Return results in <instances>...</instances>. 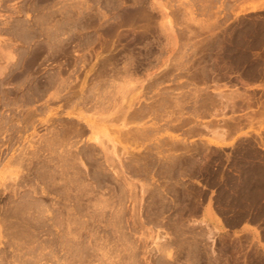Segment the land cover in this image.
<instances>
[{"label":"rangeland","instance_id":"374dc122","mask_svg":"<svg viewBox=\"0 0 264 264\" xmlns=\"http://www.w3.org/2000/svg\"><path fill=\"white\" fill-rule=\"evenodd\" d=\"M114 8L116 9L115 12L112 10ZM60 9L63 11H60ZM118 10L119 12H117ZM124 11L130 13L140 11L142 15L138 13L139 15L136 17V19L139 18L138 21L135 19L138 24L135 22L137 25L135 24L133 27L128 26L126 22L119 25L120 27L117 26V29H120L114 31L118 35L122 34L118 38L122 37L123 39L119 40L116 34V37L112 34L113 37L107 34L104 28L108 25H114L115 27V21L122 22L123 13H126ZM82 13H84V16ZM116 13L121 15L118 14L117 16ZM60 15H63V18ZM98 19L100 20L98 21ZM36 20L39 23L35 22ZM103 20H107L106 23ZM38 24L42 28H39ZM24 26L27 28H24ZM54 29H57V37H60L56 41L60 44L58 43V46H55L57 48L55 50L50 48V41L52 40H50V37H53ZM71 29L75 30L72 31ZM37 30L42 32L39 33ZM46 33L48 34L46 35ZM134 37H137L138 43L133 41ZM104 39L107 43L103 41ZM5 47L7 49H4ZM5 52L9 57H7V54L5 55ZM0 54L4 57V60H2L3 58L0 56V69L2 70L0 71L3 74V76L0 74V83H2L0 84V264H6V262L17 264L15 259H11L12 252L13 256L17 252L23 258L25 256L23 260L27 258L30 260V257H32L31 253H26L27 251L32 250V253L36 255L38 253L39 255L42 246L51 244L48 240L53 236L50 237L51 233L49 234L52 227L48 223H51V220L47 222L44 216L49 214L53 217L60 213L63 216L59 215L58 218L54 216L52 221L55 219L56 221H54L57 224L63 220L59 227L66 228L67 231L71 227L68 232L72 228H74L72 231L77 232L76 230L79 228L76 234L71 231L75 234H73L74 238L71 235H68V237L70 236V240H75L77 236L75 242H78L81 246L82 244L85 246V242L89 245L85 247H89V251L92 250L91 254L94 256L89 253L91 258L88 257L90 260L87 259L85 262L89 260L90 264H104L106 259V264H109L108 260L112 264H132L134 262L135 264H259V260L252 249L253 238H249L248 235L232 234L231 229L243 221H257L264 225V0H0ZM105 57H109L110 62L114 59L112 64L108 62L104 66L101 65V60ZM91 67L93 68L91 69ZM21 71L24 72L20 73ZM29 71H31L30 74ZM116 72L117 75L119 74L118 76ZM96 73L99 76H96ZM94 74L97 78L93 76ZM26 75H30L29 78ZM59 76L64 78L61 79L63 80L62 83L59 81ZM25 77L27 80L24 79ZM30 77L40 79L37 80L40 86L38 85L39 88H36V94H34L37 98L34 100L33 97L31 101L28 87L26 88L29 85ZM99 77L101 80H99ZM108 77L110 79L113 77V81L111 79L110 82ZM117 77L123 78L122 80L126 84H122L123 81L120 78H118V82ZM150 77H154L156 80ZM53 78H56L59 82L56 79L54 81ZM105 79L108 83L105 82ZM157 80L158 83L152 84L151 89L152 85L149 86L148 84L152 81L157 82ZM22 81L23 85L21 84ZM74 81L77 86H75ZM92 81L98 83L100 81L101 85L104 83L102 87L106 89L100 88L101 85L98 84L99 86H97V83L94 84ZM64 83L65 85L69 84L70 89L75 86V90H78L81 86H83V89L87 87L84 89L85 93L90 88L97 87L99 90L94 91L98 92L97 95L92 93L96 99L91 95L87 99L85 98L88 101L81 102L79 99H75V96L69 98L67 94L69 96L70 93L66 92L67 85L64 89L67 94H62V91L58 97L53 96L55 99H51V95L49 96L50 91L52 90L53 93L56 87H60ZM119 83L125 85L123 87L120 84L122 87L120 86L119 89L123 88L122 90L115 89V86L119 87ZM72 84L75 85L72 86ZM112 84H114V87ZM127 85L129 88L125 89ZM110 86L112 87L110 88ZM1 89H3V92ZM160 89L163 91L166 89L171 97L165 90V95L168 94L166 95L167 100L162 99L166 96L162 95L164 93ZM110 90L111 94H109ZM149 90H151V93ZM99 91L108 94V97L109 95L112 97L113 94L114 101L104 96L109 101L108 103L104 100L105 104L108 103V109L106 108L107 105L104 108V102L102 107L99 104L102 101H95L97 98L99 99V96H102ZM122 91L123 94L125 93L123 96ZM22 94H24V97ZM61 94L68 98L66 99L68 102H65V97H62ZM121 96L123 99L116 98ZM159 96L163 97L160 98ZM134 97H136V100L138 99L136 105H146L153 102V100L157 102L158 106L162 105L157 110L156 103L154 104L155 116L144 115L142 121L137 120L139 122L136 127L141 128L144 126V129L148 127L143 133L146 136L150 134V136L141 135L142 138L139 139V133L136 136L139 139H136L139 141L138 145L135 142L136 146L134 144L136 140L133 141V139H130L131 137L129 138L130 132L125 134L128 135L126 138L128 137L130 141L125 137L122 140L125 135H122L123 131L119 132L117 130L119 127L121 129L120 125L124 119H127L123 115L121 117V113L118 114L120 112L119 110L117 112V109H120L118 103L122 105V100L123 103L127 104L124 101L128 102V98ZM19 98L27 101L28 105L26 103L24 105L26 108L17 105V103H23ZM157 98H160L161 101ZM47 99L49 100L47 101ZM135 99L134 101H136ZM170 99L172 100L170 101ZM116 100H118L117 103ZM9 102L12 104L10 105ZM72 103L75 114L67 115L65 109H69ZM87 103L91 104L93 109ZM94 104L96 105L94 106ZM125 104L122 105L123 107L121 106V109L125 108ZM178 105L179 107H177ZM14 106H18L19 109ZM83 106L86 107L85 110ZM114 107H117L116 113ZM27 108L28 110L31 108L29 115L33 119L29 118L30 123H28L29 119H26L27 122L25 120L23 122L24 118L22 119V113H26L25 109ZM93 111L100 114L96 117L95 113H92ZM111 111L114 113H108ZM76 112L84 113L83 115L92 118L91 120L96 119L94 136L102 134L100 133V131L104 132L102 130H109L106 134L108 137L104 136V133L102 134L103 140H106L104 147L108 149L104 150L103 146L99 144L97 146L98 142L95 141L96 143H94V140L89 139L92 133L86 123L82 122L83 120L79 121L78 117L77 119L73 117ZM90 113L93 115H89ZM159 113L160 115H158ZM109 114L115 116L112 118ZM161 115L163 116L161 117ZM70 116L73 117L74 122L79 121L84 124V126L80 125L84 127L85 133L79 137L75 136L76 138L72 137L71 141L67 137L70 141L67 144L68 139L66 138V141H63L65 135L63 136L62 132L58 130L66 128L63 125L66 123L68 125V122L64 124L62 122H65L64 120ZM102 119L106 121L104 122ZM115 119L119 120L120 123ZM128 119L125 120L129 122L127 123L128 126L135 124L131 120L128 121ZM148 119L149 121H147ZM59 121L60 123H57ZM4 124L5 126H3ZM50 125H53L51 126L53 129ZM127 125L122 127L125 133L128 128ZM54 128H58V130ZM57 131L59 133L56 135ZM140 131L142 132L143 129H140ZM52 135L54 137L58 136L55 138L58 141H55L53 148L50 146L49 149L47 146L50 145L51 139L53 143L55 140ZM44 138L46 141L49 140V142H46L49 145L45 143ZM85 141L87 142L85 143ZM130 142H133L134 145ZM40 143L44 144L41 145ZM129 144L131 145L129 146ZM44 145H47L48 149H43V147L45 148ZM70 146H77L81 150ZM86 147L88 150L84 152ZM101 147H103L104 152ZM61 149L65 152L60 151ZM93 150L94 152H91ZM72 153L76 154L72 155ZM69 154L70 157L76 156L75 162L74 158L67 159ZM93 154L95 155L93 156ZM139 156L140 159H143H137ZM59 157L62 158L61 161H66L60 162ZM55 158L59 159L55 161ZM129 158L134 159V161ZM71 162L74 163V166ZM65 173L66 175H64ZM51 174L53 175L51 176ZM65 188L68 190L65 191ZM17 203L22 205H19V209L25 208V214L23 209L17 212ZM24 203L26 204L25 207H23ZM70 204L74 208L71 209ZM26 207L29 209L27 208V210ZM15 208L17 209L16 213H19L17 219H22L24 215L26 217L23 216V220L27 219V221H22L13 227V224L16 225V222H13L16 219L13 216L14 214L9 213H15V210H13ZM29 210L33 211L30 212ZM37 210L40 211L37 212ZM36 213L39 214V217ZM65 214L66 216H64ZM89 214L91 215L89 216ZM208 214L219 222L222 221L225 228L216 231L214 224L208 220ZM6 216H9V218L7 219ZM67 217L68 220H65ZM39 218H42L45 222L40 221ZM80 218V222H83V224L79 222ZM87 218L89 219L87 220ZM69 219L73 221L69 222ZM7 220L9 223L12 221L13 224L7 223ZM46 222L49 227H47ZM22 223L29 224L26 225L29 227L24 228L25 226ZM34 223L35 226H32ZM65 225L70 226L67 229ZM59 227L60 230L61 227ZM62 228V231H60L64 232ZM19 231L20 233H18ZM28 231L35 238L33 242L32 239L29 242V238H21V235L24 236L29 233ZM33 232H36L35 236L37 238L33 235ZM17 234H21V237ZM102 238H105L104 240L107 243ZM17 240L21 245L24 243L23 247L17 245V242H15ZM69 242L72 243V241ZM75 242H73L72 247L75 250H71L74 253L76 252L77 255L81 254L79 249H77L79 253L76 250L79 246H76ZM92 245L98 247L94 246L93 248ZM103 245H105L104 248H102ZM18 246L20 247L18 248ZM29 247L33 248L30 250ZM48 247H46L47 249L42 248L43 251L41 250L46 257L48 256L46 254ZM82 247L79 248L83 249ZM85 247L84 249H86ZM20 248L24 252L26 251L25 254H22L23 251ZM71 250L67 251L72 253ZM104 250L106 253H110L106 254ZM58 253L63 254V257L65 255L67 259L79 258V256H73L76 253H73V255L69 253V255L67 252L70 257L65 254V251H59ZM96 253L97 255H95ZM43 255L40 256L42 260L40 258L39 263L55 264ZM104 255L106 257L108 255V257L105 258ZM18 259L21 258L18 257ZM81 259L79 258V261L76 262V259L74 262L72 260L71 262L70 260L67 261L70 264L77 262L79 264ZM29 260H26L27 264L30 263ZM24 263L23 261L20 264Z\"/></svg>","mask_w":264,"mask_h":264},{"label":"bare ground","instance_id":"6f19581e","mask_svg":"<svg viewBox=\"0 0 264 264\" xmlns=\"http://www.w3.org/2000/svg\"><path fill=\"white\" fill-rule=\"evenodd\" d=\"M65 1H66V0H65ZM2 2H3V1H2ZM66 5H67V4H66ZM71 5H73V4H71ZM74 5H75V4H74ZM109 5H110V4H109ZM111 5H112V4H111ZM114 5H115V4H114ZM60 6H61V5H60ZM63 6H65V5H63ZM112 6H113V5H112ZM115 6H116V5H115ZM141 6H142V5H141ZM37 7H38V6H37ZM77 7H80V6H77ZM107 7H108V6H107ZM113 7H114V6H113ZM50 8H52V7H50ZM115 8H117V7H115ZM115 8L112 9V10H114V12L116 11ZM137 8H138V7H137ZM142 8H143V7H142ZM21 9H22V8H21ZM58 9H59V8H58ZM64 9H65V8H64ZM47 10H48V9H47ZM61 10H62V9H60V11H61ZM66 10H67V9H66ZM68 10H69V9H68ZM71 10H72V9H71ZM121 10H122V9H121ZM143 10H144V9H143ZM62 11H63V10H62ZM83 11H84V10H83ZM140 11H141V10H140ZM140 11H138V12H136V13H135V12H131V13H130V12H126V11H124V12H126V13H123V20H122L121 17H120V19L122 20V22H121V21H120V22H119V21H118V22L115 21L114 23H116V24H115V27H116V28L114 27V25H112V26H111V25H108L107 27L104 28V31H105L107 34H109V35H112V34H113V35L115 36V34H116V35H117V39H119V40L122 39V37H119V38H118V36H121L122 34H121V35H118V34L115 32V31H116L115 29H117V28H118L117 26L121 25L123 22H126V24L128 23V26L130 25V27H131V26L133 27V25L135 26V24H136L135 22H137L138 19H139V18L136 19V17H138V15L140 14ZM49 12H50V11H49ZM53 12H54V11H53ZM72 12H73V11H72ZM117 12H119V10H118ZM63 13H64V12H63ZM68 13H69V12H68ZM84 13H85V11H84ZM84 13H82V15H83ZM86 13H87V11H86ZM111 13H112V12H111ZM138 13H139V14H138ZM34 14H35V13H34ZM61 14H62V13H61ZM69 14H70V13H69ZM87 14H89V13H87ZM118 14H119V13H116L117 16H118ZM52 15H53V14H52ZM57 15H58V14H57ZM70 15H71V14H70ZM70 15H69V16H70ZM73 15H74V13H73ZM73 15H72V16H73ZM78 15H79V13H78ZM80 15H81V14H80ZM105 15H106V14H105ZM116 15H115V16H116ZM120 15H121V14H119V16H120ZM140 15H142V14H140ZM37 16H38V15H37ZM50 16H51V15H50ZM60 16H61V15H60ZM62 16H63V15H62ZM62 16H61V18H63ZM65 16H66V15H65ZM83 16H84V15H83ZM89 16H90V15H89ZM92 16H93V15H92ZM111 16H112V14H111ZM39 17H40V16H39ZM42 17L44 18L45 16H42ZM67 17H68V15H67ZM67 17H66V18H67ZM77 17H78V16H77ZM81 17H82V16H81ZM102 17H103V16H102ZM104 17H105V16H104ZM104 17H103V18H104ZM43 18H42V19H43ZM69 18H70V17H69ZM107 18H108V17H107ZM115 18H116V17H115ZM34 19H35V18H34ZM40 19H41V18H40ZM71 19H72V18H71ZM85 19H86V17H85ZM87 19H89V18H87ZM100 19H101V18H100ZM100 19H98V21H99ZM120 19H118V20H120ZM135 19H136L137 21H135ZM22 20H23V19H22ZM69 20H70V19H69ZM73 20H74V19H73ZM91 20H92V19H91ZM133 20H134V21H133ZM44 21H45V20H44ZM103 21H104V20H103ZM106 21H107V20H106ZM106 21H104V23H106ZM4 22H5V21H4ZM23 22H24V21H23ZM35 22H38V21L36 20ZM35 22H34V24H36ZM47 22H48V21H47ZM47 22H46V23H47ZM88 22H89V21H88ZM92 22H93V21H92ZM139 22H140V21H139ZM18 23H19V22H18ZM25 23H26V22H25ZM38 23H39V22H38ZM48 23H49V22H48ZM53 23H54V22H53ZM81 23H82V22H81ZM94 23H95V22H94ZM94 23H93V24H94ZM102 23H103V22H102ZM49 24H50V23H49ZM49 24H48V27H49ZM76 24H77V23H76ZM83 24H84V23H83ZM90 24H91V23H90ZM98 24H100V23H98ZM109 24H110V23H109ZM126 24H125V25H126ZM137 24H138V22H137ZM137 24H136V25H137ZM25 25H26V24H25ZM36 25H37V24H36ZM38 25H39V24H38ZM42 25H43V24H42ZM45 25H46V24H45ZM50 25H51V24H50ZM79 25H81V24H79ZM87 25H89V24H87ZM123 25H124V24H123ZM16 26H17V25H16ZM19 26H21V25H19ZM39 26H40V25H39ZM51 26H52V25H51ZM83 26H84V25H83ZM85 26H86V25H85ZM94 26H95V25H94ZM101 26H104V25H101ZM105 26H106V25H105ZM10 27H11V26H10ZM32 27H33V26H32ZM37 27H38V26H37ZM46 27H47V26H46ZM53 27H54V26H53ZM53 27H52V28H53ZM119 27H120V26H119ZM136 27H137V26H136ZM141 27H142V26H141ZM24 28H27V27L24 26ZM28 28H29V26H28ZM30 28H31V27H30ZM35 28H36V27H35ZM35 28H34V29H35ZM39 28H42V27L40 26ZM62 28H63V27H62ZM36 29H37V28H36ZM119 29H120V28H119ZM119 29H117V30H119ZM22 30H23V29H22ZM26 30H27V29H26ZM26 30H25V31H26ZM28 30H29V29H28ZM38 30H39V29H38ZM38 30H37V31H38ZM42 30H43V29H42ZM56 30H57V29H54V30H53L55 33L53 32V33H54V34L52 33V34H53V37H50V40L52 39V40L50 41V42H51V43H50V48H51V49L53 48V50L57 49V48H55V46H58V45H57L58 43L60 44V42H56V41L59 40V38H60V37H59V38L57 37L58 34H57ZM64 30H65V28H64ZM64 30H63V31H64ZM71 30L74 31L75 29H74V30L71 29ZM81 30H82V29H81ZM114 30H115V31H114ZM31 31H32V30H31ZM50 31H51V29H50ZM18 32H19V31H18ZM21 32H22V31H21ZM26 32H27V31H26ZM29 32H30V31H29ZM38 32H39V31H38ZM40 32H42V31H40ZM40 32H39V33H40ZM58 32H59V30H58ZM64 32H65V31H64ZM75 32H76V31H75ZM114 32H115V33H114ZM121 32H122V31H121ZM43 33H44V32H43ZM69 33H70V32H69ZM102 33H103V32H102ZM118 33H119V32H118ZM28 34H29V33H28ZM36 34H37V32H36ZM47 34H48V33H46V35H47ZM59 34H60V33H59ZM75 34H76V33H75ZM119 34H120V33H119ZM30 35H31V34H30ZM33 35H34V34H33ZM38 35H39V34H38ZM60 35H61V34H60ZM103 35H104V34H103ZM109 35H108V37H109ZM113 35H112V36H113ZM18 36H19V35H18ZM18 36H17V37H18ZM101 36H102V35H101ZM114 36H113V37H114ZM104 37H105V36H104ZM115 37H116V36H115ZM26 38H27V37H26ZM34 38H35V37H34ZM34 38H33V39H34ZM57 38H58V39H57ZM24 39H25V38H24ZM36 40H37V39H36ZM61 40H62V39H61ZM122 40H123V39H122ZM26 41H27V40H26ZM29 41H30V40H29ZM76 41H77V40H76ZM103 41L106 42V39H104ZM107 41H108V39H107ZM110 41H112V40H110ZM114 41H115V40H114ZM131 41H132V40H131ZM133 41H136V43H138V42H137V37H134V38H133ZM65 42H66V41H65ZM83 43L85 44L86 42H83ZM83 43H82V44H83ZM106 43H107V42H106ZM106 43H105V44H106ZM128 43H129V42H128ZM47 44H49V43H47ZM28 45H29V44H28ZM61 45H62V44H61ZM102 45H103V44H102ZM106 45H108V44H106ZM111 45H112V44H111ZM132 45H133V44H132ZM62 46H63V45H62ZM104 46H105V45H104ZM108 46H109V45H108ZM39 47H40V46H39ZM60 47H61V46H60ZM102 47H103V46H102ZM35 48H37V47H35ZM45 48H47V47H45ZM62 48H63V47H62ZM4 49H7V48L5 47ZM101 49L103 50V48H101ZM48 50H49V49H48ZM53 50H51V51H53ZM3 51H4V50H3ZM3 51H2V52H3ZM33 51H34V50H33ZM46 51H47V49H46ZM56 51H57V50H56ZM7 52H8V51H7ZM49 52H50V51H49ZM57 52H58V51H57ZM57 52H56V53H57ZM60 52H61V51H60ZM25 53H26V52H25ZM53 53H54V52H53ZM6 54H7V53L5 52V55H6ZM8 54H9V52H8ZM8 54H7V57H9ZM12 54H13V53H12ZM30 54H31V53H30ZM108 54H109V53H108ZM2 55H4V54L2 53ZM2 55L0 54V56L3 58V59H2V58H1V59L4 60V57H3ZM10 55H11V54H10ZM24 55H25V54H24ZM47 55H48V54H47ZM52 55H53V54H52ZM54 55H55V54H54ZM109 55H110V54H109ZM104 56H106V55H104ZM27 57H28V56H27ZM50 57H51V56H50ZM96 57H97V55H96ZM109 57H110V56H109ZM109 57H105L103 60H101V61H102V64H101V65L104 66L106 63L108 64V62L112 64V61H113L114 59L110 62ZM5 58H6V57H5ZM28 58H29V57H28ZM32 58H33V57H32ZM10 59H11V56H10ZM10 59H9V60H10ZM33 59H34V58H33ZM42 59H43V58H42ZM111 59H112V58H111ZM7 60H8V59H7ZM46 60H47V59H46ZM99 60H100V59H99ZM28 61H30V60H28ZM5 62H6V60H5ZM42 62H43V61H42ZM24 63H25V62H24ZM100 63H101V62H100ZM100 63H99V64H100ZM6 64H8V63H6ZM95 64H96V63H95ZM3 65H4V63L2 64V66H3ZM19 65H20V64H19ZM101 65H100V66H101ZM0 66H1V65H0ZM27 66H28V65H27ZM93 66H94V65H93ZM107 66H108V65H107ZM107 66H106V67H107ZM4 67H5V66H4ZM20 67H21V66H20ZM23 67H24V66H23ZM23 67H22V68H23ZM95 67H96V66H95ZM1 68H2V67H1ZM5 68H6V67H5ZM5 68H4V69H5ZM16 68H17V67H16ZM24 68H25V67H24ZM92 68H93V67H91V69H92ZM102 68H103V67H102ZM10 69H11V68H10ZM99 69H100V68H99ZM99 69H98V70H99ZM103 69H104V68H103ZM165 69H166V68H165ZM0 70H1V69H0ZM7 70H8V68H7ZM7 70H6V71H7ZM21 70H22V69H21ZM23 70H24V69H23ZM26 70L28 71L27 68H26ZM32 70H34V69H32ZM120 70H121V69H120ZM1 71H2V70H1ZM1 71H0V74H2ZM12 71H13V70H12ZM88 71L90 72L91 70H88ZM93 71H94V70H93ZM104 71H105V70H104ZM126 71H127V70H126ZM163 71H164V69H163ZM3 72H4V71H3ZM23 72H24V71H23ZM23 72L21 71L20 73H23ZM32 72H33V71H32ZM59 72H60V70H59ZM59 72H58V73H59ZM105 72H106V71H105ZM113 72H114V74H115V69H114ZM117 72L119 73V71H117ZM117 72H116V75H117ZM26 73H27V72H26ZM30 73H31V71H29V74H30ZM60 73H61V72H60ZM98 73H99V72H98ZM98 73H96V76H97V75L99 76ZM100 73H102V72H100ZM121 73H122V72H121ZM163 73H164V72H163ZM9 74H10V73H9ZM14 74H15V73H14ZM17 74H18V73H17ZM102 74H103V73H102ZM112 74H113V73H112ZM24 75H25V74H24ZM24 75H22V76L24 77ZM55 75H56V74H55ZM89 75H90V74H89ZM100 75H101V74H100ZM116 75H113V76H116ZM118 75H119V74H118ZM118 75H117V76H118ZM122 75H123V74H122ZM1 76H3V74H2ZM26 76H27V75H26ZM29 76H30V75H29ZM29 76H27V77L29 78ZM32 76H33V75H32ZM37 76H39V75H37ZM93 76L96 77L95 74H94ZM162 76H163V75H162ZM167 76H168V75H167ZM167 76H166V77H167ZM17 77H19V76H17ZM20 77H21V76H20ZM54 77H55V76H54ZM57 77H58V76H57ZM59 77H60V80H59V81H60V82H61V81L63 82V80H61L63 77H62V78H61V76H59ZM101 77H102V75H101ZM105 77H106V76H105ZM105 77H104V78H105ZM168 77H169V76H168ZM14 78H15V77H14ZM30 78H31V79H29V81H28V82H29V85L27 84L28 86H26V88L28 87L27 90H29V91H28V93H29V95H30V96H29V99H30V101H31L33 97H34V100L37 98L36 96H34V94H36V93H35V90H36V88H39L40 85H39V83H38V81H37V80L39 79L38 77H37L38 79H36L35 77H30ZM46 78H47V77H46ZM49 78H50V77H49ZM96 78H97V77H96ZM99 78H100V77H99ZM108 78H109V77H108ZM112 78H113V77H112ZM112 78H111V79H112ZM118 78L121 79V77H117V78H116L117 81H118ZM150 78H152V77H150ZM153 78H154V77H153ZM153 78H152V79H153ZM11 79H12V78H11ZM19 79H20V78H19ZM24 79L27 80L26 77H25ZM53 79H54V78H53ZM55 79H56V78H55ZM55 79H54V81H55ZM63 79H64V78H63ZM66 79H68V78H66ZM66 79H65V80H66ZM111 79L109 78L110 82H111ZM120 79H119V80H120ZM122 79H123V78H122ZM122 79H121V81H123ZM130 79H131V78H130ZM148 79H149V78H148ZM154 79L156 80V78H154ZM157 79H158V78H157ZM12 80H13V79H12ZM39 80H40V79H39ZM48 80H50V79H48ZM48 80H47V81H48ZM56 80H57V79H56ZM83 80H84V79H83ZM86 80H87V79H86ZM92 80H93V79H92ZM99 80H101V78H100ZM105 80H106V79H105ZM125 80H126V79H125ZM128 80H129V79H128ZM136 80L138 81V79H136ZM149 80H150V79H149ZM9 81H10V80H9ZM20 81H21V80H20ZM52 81H53V80H52ZM57 81H58V80H57ZM57 81H56V82H57ZM59 81H58V82H59ZM96 81H97V79H96ZM96 81H95V82H96ZM112 81H113V79H112ZM129 81H130V80H129ZM147 81H148V80H147ZM150 81H151V80H150ZM159 81H160V80H159ZM4 82H5V81H4ZM40 82H42V81H40ZM62 82H61V83H62ZM64 82H65V81H64ZM70 82H71V80H70ZM74 82H75V81H74ZM92 82H94V81H92ZM92 82H91V84H92ZM95 82H94V84H95ZM105 82H107V80H106ZM118 82H119V81H118ZM134 82H135V80H134ZM26 83H27V82H26ZM54 83H55V82H54ZM67 83H68V82H67ZM89 83H90V82H89ZM96 83H97V86L101 85V84H100V81H99V83H98V82H96ZM107 83H108V82H107ZM129 83H130V82H129ZM129 83H128V85L130 86ZM131 83H132V82H131ZM140 83H141V82H140ZM147 83H148V82H147ZM156 83H158V80H157V82H153V81H152V83L150 82V84H148V85L151 86L152 84H156ZM0 84H2V83H0ZM21 84L23 85V81H22ZM40 84H44V83H40ZM51 84H52V83H51ZM59 84H60V83H59ZM59 84H57V85H59ZM75 84H76V85H75ZM75 84H72V86H74V85L77 86V83H76V82H75ZM80 84H81V83H80ZM94 84H93V87L95 86ZM98 84H99V85H98ZM103 84H104V83H103ZM103 84H102L101 86H99V87L101 88V87L103 86ZM120 84H121V83H119V87H116V86H115V89H117V88L119 89L120 86H121L122 84H126V83H124V81H123L122 84H121V85H120ZM132 84L134 85V83H132ZM38 85H39V86H38ZM48 85H49V83H48ZM48 85H47V86H48ZM66 85H67V84H66ZM66 85H65V83H64V85L62 84V85H60V87H59V86L56 87V89L54 90L53 93H52V90L50 91L51 93L48 92V93H49V96L51 95L50 97H52L51 99H55V98H53V96L58 97L59 94L63 91L62 94H64V93L67 94L66 92H68V93H70V95L68 96V94H67V97H69V98H71V97L74 98V96H75V99H79L80 102H81V101L86 100L90 95H91V96H94V98H95V95H94V94H96V93H98V92H94V91H98V90H99V88L97 89V87H96V88L94 87V88H92V89H91V88H90V89L88 88L89 91H87V92L85 93L84 89L87 88L86 86H85L86 88H84V89H83V86H81V87H79L78 90H77V89L75 90V89H74L75 86H74V88H73L74 90H73L72 88L70 89V86H69V84H68V85H67L66 92H65L64 89L66 88ZM86 85H88V84H86ZM105 85H106V83H105ZM105 85H104V86H105ZM112 85H113V87H114V84H112ZM115 85H116V83H115ZM117 85H118V84H117ZM128 85H127V86H128ZM136 85H137V84H136ZM136 85H135V86H136ZM142 85H143V84H142ZM144 85H145V83H144ZM148 85H147V86H148ZM157 85H158V84H157ZM17 86H18V85H17ZM42 86H43V85H42ZM54 86H55V84L53 85V87H54ZM68 86H69V87H68ZM107 86H108V84H107ZM122 86L124 87L125 85H122ZM122 86H121V87H122ZM127 86L125 87V89L129 88V86H128V87H127ZM154 86H156V85H154ZM160 86H161V85H160ZM160 86H159V87H160ZM53 87H52V88H53ZM91 87H92V86H91ZM111 87H112V86H110V88H111ZM152 87H153V85L151 86V89H152ZM156 87H157V86H156ZM156 87H155V88H156ZM159 87H158V88H159ZM16 88H18V87H16ZM45 88H47V87H45ZM50 88H51V87H50ZM77 88H78V87H77ZM147 88H148V87H147ZM164 88H165V87H164ZM164 88H163V89H164ZM6 89H7V88H6ZM11 89H12V88H11ZM21 89H22V88H21ZM96 89H97V90H96ZM102 89H104V88L102 87ZM105 89H106V88H105ZM105 89H104V90H105ZM122 89H123V88H122ZM122 89H119V90H122ZM125 89H124V91H126ZM148 89H149V88H148ZM2 90H3V89H1V91H2ZM37 90H39V89H37ZM45 90H46V89H45ZM67 90H68V91H67ZM119 90H118V91H119ZM131 90H132V89H131ZM137 90H138V89H137ZM139 90H142V89H139ZM157 90H159V89H157ZM160 90H161V89H160ZM165 90H166V89H165ZM165 90H164V91H165ZM25 91H26V90H25ZM41 91H43V90H41ZM101 91H103V90H101ZM107 91H108V88H107ZM129 91H130V90H129ZM143 91H144V90H143ZM143 91H142V92H143ZM161 91H163V90H161ZM164 91H163V93H164ZM2 92H3V91H2ZM22 92H24V91H22ZM88 92H89V93H88ZM112 92H113V91H112ZM119 92H120V91H119ZM126 92H128V91H126ZM144 92H146V91H144ZM144 92H143V93H144ZM149 92L151 93V90H149ZM166 92H167V90H166ZM39 93H40V92H39ZM43 93H44V92H43ZM43 93H42V94H43ZM48 93H47V95H48ZM92 93H94V94H92ZM100 93H101V94H100ZM107 93H108V92H107ZM113 93H114V92H113ZM128 93H129V92H128ZM135 93H136V91H135ZM146 93H147V92H146ZM154 93H155V92H154ZM158 93H159V92H158ZM167 93L169 94V92H167ZM20 94H21V92H20ZM25 94H26V93H25ZM62 94H61V96H62ZM99 94L102 95L101 97H104V96H106V98L108 97V94L106 95L105 93H102V92H100V91H99ZM99 94H98V96H99ZM109 94H111V90H110V93H109ZM114 94H115V93H114ZM117 94H118V93H117ZM124 94H125V93H124ZM124 94H123V91H122V96H123ZM156 94H157V93H156ZM156 94H154V95H156ZM159 94H160V93H159ZM161 94H162V93H161ZM168 94H166V95H168ZM3 95H4V94H3ZM23 95H24V94H22V96H23ZM26 95H27V94H26ZM39 95H40V94H39ZM39 95H37V96H39ZM47 95H46V96H47ZM96 95H97V94H96ZM127 95H128V94H127ZM136 95H137V94H136ZM145 95H146V94H145ZM147 95H148V94H147ZM147 95H146V96H147ZM162 95H165V93L162 94ZM166 95H165V96H166ZM169 95H170V94H169ZM12 96H13V95H12ZM17 96H18V95H17ZM61 96H60V97H61ZM63 96L65 97V95H63ZM63 96H62V97H63ZM98 96H97V97H98ZM115 96H116V94H115ZM122 96H121V97H122ZM138 96H139V95H138ZM146 96H145V97H146ZM150 96H151V95H150ZM20 97H21V96H20ZM23 97H24V96H23ZM23 97H22V99H24ZM26 97H27V96H26ZM50 97H49V98H50ZM67 97H65V100L68 99ZM101 97L99 96V99H100V100L97 98V100H95V101H96V102H100V101H102V102H100L99 104H101L102 107H103V105H104V108H105V105H107V106H106V108H107V107H108V103H109V101L106 100L105 97H104L103 99H102ZM112 97H113V94H112ZM112 97H110V95H109L108 98H109L110 100H113ZM121 97H120V98L116 97V98H117V99H123V97H122V98H121ZM127 97H128V96H127ZM129 97H131V96L129 95ZM154 97H155V96H154ZM159 97L162 98L163 96H162V97L159 96ZM170 97H171V95H170ZM12 98H13V97H12ZM85 98H86V99H85ZM91 98H92V97H91ZM114 98H115V97H114ZM135 98H136V97H134V98H128V99H129L128 102L125 100L124 102H126L127 104L123 103V101L121 100L122 105L125 104V105H124L125 108H124V109H121L123 106L121 105V103H118L119 106H120V109H121V110H120L119 108L117 109V112H118V110L120 111V112H118V114L121 113V115H120L121 117H122V115H123L125 118H127V119L129 118L128 121L131 120V122H134V123H135L134 125L128 126L127 123H129V122H126L127 119H124L123 122H122V124L120 125L122 130L120 129V127H119V129L117 128V130H118L119 132H120V131H121V132L123 131L122 135L128 134V133L130 132V133H129V135H130L129 138L131 137L130 139H131V140L133 139V141L136 140V139H138L136 136H137L139 133H140V135H138L139 139L142 138L141 135L146 136V135H144V133H145L146 129L148 128V127H146V128L144 129V128H143L144 126L141 127V128H137V127H136V124H138V122L142 119V117H143L144 115H146V116H147V115H149V116L152 115V117H153V115H154V110H156V109H155V105H154L155 103H156V106H157V107H156L157 110H159L158 107L160 106V105L158 106V104H157V102H155V100H153L154 103L151 102V103H148V104L144 103V104H146V105H140V104H139V105H138V104L136 105V103L138 102V101H137L138 99L136 100ZM152 98H153V97H152ZM155 98H156V97H155ZM160 98H157V99H160ZM164 98L166 99L167 96H166V97H163L162 99H164ZM172 98H173V97H172ZM1 99H2V98H1ZM4 99H5V98H4ZM19 99H20L21 102L23 101V100H21V98H19ZM19 99H18V100H19ZM75 99H74V100H75ZM95 99H96V98H95ZM101 99H102V100H101ZM124 99H125V97H124ZM134 99H135L136 101H134ZM146 99H147V97H146ZM177 99H178V98H177ZM48 100H49V99H47V101H48ZM60 100H61V99H60ZM69 100H70V99H69ZM104 100L108 101V103L105 104L106 102H104ZM142 100H143V99H142ZM166 100H167V99H166ZM168 100H169V99H168ZM171 100H172V99H170V101H171ZM174 100H176V99H174ZM2 101H3V100H2ZM7 101H8V100H7ZM7 101H6V102H7ZM36 101H37V100H36ZM86 101H88V100H86ZM113 101H114V100H113ZM117 101H118V100H116V103H117ZM139 101H140V100H139ZM144 101H145V100H144ZM150 101H151V100H150ZM156 101H157V100H156ZM160 101H161V99H160ZM164 101H165V100H164ZM177 101H178V100H177ZM6 102H5V103H6ZM10 102H11V101H10ZM10 102H9V103H10ZM12 102H13V100H12ZM15 102H16V101H15ZM17 102H18V101H17ZM26 102H27V101L25 100V101H23L22 104H21V103H20V104L17 103V105H20V106H23V107H24V105H25ZM65 102H68V101L66 100ZM77 102H78V100H77ZM77 102H76V103H77ZM96 102H95V103H96ZM103 102H104V103H103ZM148 102H149V101H148ZM158 102H159V101H158ZM165 102H166V101H165ZM0 103H1V102H0ZM31 103H33V102H31ZM31 103H30V104H31ZM91 103H92V102H91ZM102 103H103V105H102ZM159 103H160V102H159ZM162 103H163V102H162ZM168 103H170V102H168ZM2 104H3V103H2ZM11 104H12V103H10V105H11ZM26 104H27V103H26ZM81 104H82V103H81ZM87 104H88V103H87ZM111 104H112V102H111ZM141 104H143V103H141ZM164 104H165V103H164ZM171 104H172V103H171ZM174 104H175V103H174ZM178 104H179V103H178ZM27 105H28V104H27ZM64 105H65V104H64ZM74 105H75V103H74ZM78 105H79V104H78ZM88 105H90V107H91V104H88ZM95 105H96V104H94V106H95ZM97 105H98V103H97ZM169 105H170V104H169ZM7 106H9V105H7ZM86 106H87V105H86ZM101 106H100V107H101ZM116 106H117V105H116ZM121 106H122V107H121ZM161 106H162V105H161ZM161 106H160V108H161ZM163 106H164V105H163ZM12 107H13V105H12ZM14 107H16V106H14ZM79 107H80V106H79ZM81 107H82V106H81ZM83 107H85V106H83ZM96 107H98V106H96ZM112 107H113V105H112ZM112 107H111V108H112ZM117 107H118V106H117ZM117 107H114V108H115V113H116V108H117ZM164 107H165V106H164ZM164 107H163V108H164ZM167 107H168V106H167ZM167 107H166V109H167ZM177 107H179V105H178ZM8 108H9V107H8ZM16 108H18V106H17ZM21 108H22V107H21ZM24 108H26V107H24ZM28 108H29V107H28ZM28 108L25 109V110H26V113L24 112L25 114L22 113V115H23V116H22V119L24 118V119H23V122H25V121L27 122L26 119H29V118H30V115H29L30 112H29V111L31 110V108H30V110H28ZM64 108H65V107H64ZM88 108H89V107H88ZM91 108H92V107H91ZM98 108H99V107H98ZM109 108H110V107H109ZM10 109H11V108H10ZM18 109H19V108H18ZM78 109H79V108H78ZM85 109H86V107L84 108V110H85ZM92 109H93V108H92ZM96 109H97V108H96ZM107 109H108V108H107ZM23 110H24V109H23ZM25 110H24V111H25ZM80 110H83V109H80ZM112 110H113V109H112ZM32 111H33V110H32ZM32 111H31V112H32ZM96 111H97V110H96ZM106 111H107V110H106ZM162 111L164 112L163 109H162ZM33 112H34V111H33ZM74 112H75V110H74L73 103H72V105L69 107V109H65V113H66L67 115L75 114ZM97 112H100V111H97ZM112 112H113V111L108 112V113H112ZM158 112H159V111H158ZM19 113H20V112H19ZM34 113H35V112H34ZM34 113H31V114L33 115ZM82 113H83V112H82ZM88 113H89V112H88ZM92 113H95V116H96V115L98 116V114H100V113L96 114V112H94V111H93ZM92 113H90L89 115H91ZM113 113H114V112H113ZM155 113H157V112H155ZM161 113H162V112H161ZM83 114H84V113H83ZM83 114L76 112V115H75V116L72 115V116L75 117L76 119H77V117H78V120H79V121H80V120H83L82 122L86 123V125L88 126V128L90 129V131H91V133H92V135L89 137V139H91L92 141L94 140V143L98 142V143H97V146H98V144H99V145H101V146L104 147V146L106 145V143H104L106 140H103L104 137L102 138V136H103V135L105 136L106 134H108L109 130H107L108 132L105 131V130H102V131H104V132H101V131H100V133H102V134L104 133L103 135H102V134H100V135L97 134V135L94 136L93 133H94L95 125H96V119L91 120L92 118L90 119V117L84 116ZM86 114H87V113H86ZM126 114H127V116H126ZM8 115H9V114H8ZM32 115H31V116H32ZM92 115H93V114H92ZM109 115H110V114H109ZM158 115H160V113H159ZM158 115H157V116H158ZM6 116H7V115H6ZM97 116H96V117H97ZM110 116H112V115H110ZM113 116H115V115L113 114ZM113 116H112V118H113ZM154 116H155V115H154ZM162 116H163V115H161V117H162ZM9 117H10V115H9ZM73 117L70 116L68 119H66L67 121L63 119V120L65 121V122H62L63 124L66 123V122H68V125H67V123H66L65 125L62 124L64 127L66 126V128H63V129H61V130H58V128H57V129L54 128L55 130H58L59 132H62V135H63V136L65 135V138H63V141H64L67 137L70 138V141H71V138H72V137H75V136H78V137H79V136H81L83 133H85V132H84L85 129H84V127H83L84 124L80 123V122L77 121L76 119H75V120H76L77 122H74ZM101 117H102V115L100 116V118H101ZM116 117H117V116H116ZM116 117H115V118H116ZM144 117H145V116H144ZM152 117H150V118H152ZM158 117H159V116H158ZM158 117H157V118H158ZM13 118H14V116H13ZM15 118H16V117H15ZM18 118H20V117H18ZM71 118H72V119H71ZM100 118H99V119H100ZM30 119H33V118H30ZM30 119L28 120V121H29L28 123H30ZM61 119H62V118H61ZM118 119L120 120V118H118ZM138 119H139V121L137 122ZM8 120H9V119H8ZM10 120H12V119H10ZM16 120H17V119H16ZM18 120H19V119H18ZM20 120H21V119H20ZM24 120H25V121H24ZM100 120H101V119H100ZM102 120H103L104 122L106 121V120H104V119H102ZM111 120H113V119H111ZM115 120H116V119H115ZM119 120H116V121H118V122L120 123ZM125 120H126V121H125ZM152 120H153V119H152ZM154 120H155V119H154ZM0 121H1V120H0ZM31 121H32V120H31ZM61 121H62V120H61ZM113 121H114V120H113ZM141 121H142V120H141ZM147 121H149V119H148ZM8 122H9V121H8ZM10 122H13V121H10ZM14 122H15V120H14ZM14 122H13V123H14ZM19 122H20V121H19ZM2 123H3V122H2ZM21 123H22V122H21ZM57 123H60V121L57 122ZM119 123H118V124H119ZM0 124H1V123H0ZM14 124H15V123H14ZM26 124H27V123H26ZM31 124H32V123H31ZM80 124H82L83 126L80 125ZM8 125H9V123H8ZM11 125H13V124H11ZM21 125H22V124H21ZM28 125H29V124H28ZM57 125H58V124H57ZM57 125H56V126H57ZM86 125H85V127H86ZM126 125L128 126V128L126 129V133H125V130H124L122 127H124V126H126ZM3 126H5V124H4ZM3 126H2V127H3ZM14 126H15V125H14ZM14 126H13V127H14ZM51 126H53V125H50V127H51ZM54 126H55V125H54ZM152 126H153V125H152ZM8 127H9V126H8ZM106 127H107V125H106ZM108 127H109V126H108ZM158 127H160V126H158ZM10 128H11V127H10ZM18 128H20V127H18ZM51 128L53 129V127H51ZM61 128H62V127H61ZM149 128H150V126H149ZM20 129H21V128H20ZM48 129H49V128H48ZM52 129H51V131H52ZM59 129H60V128H59ZM104 129H105V128H104ZM106 129H107V128H106ZM114 129H115V128H114ZM140 129H141V130L143 129V131H142V132H141V131L139 132ZM4 130H6V129H4ZM9 130H10V129H9ZM9 130H8V131H9ZM55 130H54V131H55ZM144 130H145V131H144ZM148 130H149V129H148ZM153 130H154V129H153ZM6 131H7V130H6ZM13 131H14V129H13ZM47 131L49 132L50 130H47ZM58 131H57V133L55 132L56 135L59 133ZM86 131H87V130H86ZM118 131H117V132H118ZM52 132H53V131H52ZM52 132H51V133H52ZM105 132H107V133H105ZM117 132H116V134H117ZM119 132H118V133H119ZM143 132H144V133H143ZM150 132H151V130H150ZM55 133H54V134H55ZM111 133H112V132H111ZM114 133H115V132H114ZM141 133H142V134H141ZM148 133H149V132H148ZM10 134H11V132H10ZM10 134H9V135H10ZM13 134H14V133H13ZM48 134H49V133H48ZM109 134H110V133H109ZM98 135H99V136H98ZM112 135H113V134H112ZM151 135H152V134H151ZM43 136H45V135H43ZM47 136H49V135H47ZM47 136H46V138H47ZM52 136H53V135H52ZM52 136H50V137H52ZM63 136H62V137H63ZM87 136H88V134H87ZM106 136H107V135H106ZM126 136H128V135L123 136V139L121 138L122 136H121L120 138H121L122 140H124V137H125V139L128 138V137L126 138ZM147 136H150V134L147 135ZM147 136H146V137H147ZM8 137H9V136H8ZM41 137H42V136H41ZM50 137H49V138H50ZM57 137H58V136H57ZM57 137H54V136H53L54 139L57 138ZM60 137H61V134H60ZM107 137H108V136H107ZM151 137H152V136H151ZM13 138H14V137H13ZM68 138H67V139H68ZM75 138H76V137H75ZM86 138H87V137H86ZM101 138H102V139H101ZM117 138H119V137H117ZM129 138H128V140H129ZM44 139H45V138H44ZM78 139H79V138H78ZM139 139H138V140H139ZM151 139H152V138H151ZM42 140H43V139H42ZM59 140H60V139H59ZM85 140H86V139H85ZM108 140H109V138H108ZM148 140H149V138H148ZM172 140H173V139H172ZM55 141H58V140L55 139V140H54V143H53V141H52V139H51V141H50L51 143H49V144H50V145H49V144L46 143V142H49V140L46 141V139H45V143H46L47 145H49V146L44 145L45 148L43 147V149H48V148L50 149L52 146H54ZM61 141H62V140H61ZM63 141H62V142H63ZM65 141H66V140H65ZM68 141H69V139L66 141L67 144H68ZM70 141H69V142H70ZM79 141H80V140H79ZM95 141H96V142H95ZM129 141H130V140H129ZM144 141H145V139H144ZM77 142H78V140H77ZM86 142H87V141H85V143H86ZM107 142H108V141H107ZM135 142H136V144L138 145V142H139V141H137V140L134 141V144H135ZM56 143L58 144V142H56ZM60 143H61V142H60ZM63 143H64V142H63ZM63 143H61V144H63ZM73 143H74V139H73ZM85 143H84V144H85ZM130 143L133 144V142H130ZM140 143H141V141H140ZM38 144H39V143H38ZM40 144L43 145L44 143H43V144L40 143ZM64 144H66V143H64ZM67 144H66V145H67ZM70 144H71V143H70ZM88 144H89V143H88ZM131 144H129V146H130ZM134 144H133V145H134ZM136 144H135V146H136ZM58 145H59V144H58ZM58 145H57V147H58ZM66 145H65V146H66ZM74 145H75V144H74ZM91 145L93 146V144H91ZM46 146H47L48 148H47ZM50 146H51V147H50ZM67 146H68V145H67ZM67 146H66V148H67ZM82 146H83V145H82ZM87 146H88V145H87ZM92 146H91V147H92ZM94 146H95V145H94ZM108 146H109V145H108ZM108 146H106V147H108ZM114 146H115V145H114ZM57 147H56V148H57ZM62 147H64V146H62ZM62 147H61V148H62ZM70 147H71V146H70ZM72 147H76V148H78V150L80 149V148L77 147V146H72ZM72 147H71V148H72ZM80 147H81V145H80ZM84 147H85V145H84ZM103 147H101V150H102ZM141 147H142V146H141ZM37 148H38V147H37ZM40 148H41V146H40ZM52 148H53V147H52ZM59 148H60V147H59ZM59 148H58V149H59ZM66 148L64 147L65 150L68 149V148H67V149H66ZM81 148H82V147H81ZM92 148H93V147H92ZM110 148H113V147H110ZM125 148H126V147H125ZM130 148H131V147H130ZM150 148H151V147H150ZM35 149H36V147H35ZM54 149H55V148H54ZM90 149H91V148H90ZM95 149H96V148H95ZM106 149H108V148H106ZM106 149H105V147H104V150H106ZM128 149H129V148H128ZM62 150H63V149H61L60 151H62ZM76 150H77V149H76ZM80 150H81V149H80ZM84 150H85L84 152H86V150H88L87 147H86ZM91 150H92V149H91ZM111 150H112V149H111ZM111 150H110V151H111ZM32 151H34V150H32ZM63 151H64V150H63ZM68 151H69V150H68ZM73 151H74V150H73ZM89 151H90V150H89ZM102 151H103V150H102ZM35 152H36V151H35ZM58 152H59V150H58ZM64 152H65V151H64ZM71 152H72V151H71ZM82 152H83V151H82ZM91 152H94V150L91 151ZM103 152H104V151H103ZM107 152H108V151H107ZM149 152H150V151H149ZM40 153H41V152H40ZM145 153H146V152H145ZM32 154H33V152H32ZM37 154H38V153H37ZM60 154H61V153H60ZM62 154H63V153H62ZM67 154H68V153H67ZM73 154H74V153H72V155H73ZM75 154H76V153H75ZM75 154H74V155H75ZM77 154H78V153H77ZM79 154H81V153L79 152ZM150 154L152 155V153H150ZM65 155H66V154H65ZM81 155H82V154H81ZM81 155H80V156H81ZM83 155H85V154H83ZM86 155H87V154H86ZM90 155H91V154H90ZM90 155H89V156H90ZM94 155H95V154H93V156H94ZM98 155H99V154H98ZM111 155H112V154H111ZM146 155H147V154H146ZM48 156H49V155H48ZM59 156H60V155H59ZM112 156H113V155H112ZM126 156H127V155H126ZM131 156H132V155H131ZM134 156H136V155L134 154ZM34 157H35V156H34ZM38 157H39V156H38ZM49 157H51V156H49ZM57 157H58V156H57ZM61 157H63V156H61ZM61 157H59V158H60V162L66 161V160L61 161V159H62ZM75 157H76V156H74V157H73V156L70 157V154H69V157H67V159L74 158V159H75L74 162H75V161H76V158H75ZM86 157H87V156H86ZM108 157H109V156H108ZM115 157H116V156H115ZM148 157H149V154H148ZM151 157H152V156H151ZM36 158H37V157H36ZM51 158H52V157H51ZM59 158H57V159H59ZM80 158H81V157H80ZM87 158H88V157H87ZM87 158H86V159H87ZM89 158H90V157H89ZM92 158H93V157H92ZM125 158H126V157H125ZM130 158H131V157H130ZM130 158H129V159H130ZM135 158H137V157H135ZM149 158H150V157H149ZM47 159H49V158H47ZM57 159L55 158L54 160L57 161ZM64 159H65V157H64ZM77 159H78V158H77ZM90 159H91V158H90ZM111 159H112V158H111ZM137 159H140V156H139V158H137ZM142 159H143V158H142ZM142 159H140V160H142ZM144 159H145V158H144ZM38 160H39V159H38ZM70 160H71V159H70ZM78 160H79V159H78ZM91 160H92V159H91ZM102 160H103V159H102ZM108 160H110V159H108ZM130 160H131V159H130ZM178 160H180V159H178ZM55 161H54V163H55ZM79 161H80V160H79ZM131 161H134V159L131 160ZM136 161L138 162V160H136ZM136 161H135V162H136ZM45 162H46V161H45ZM51 162H52V161H51ZM69 162H70V161H69ZM72 162H73V161H72ZM72 162H71V164H72ZM122 162H123V161H122ZM64 163H65V162H64ZM67 163H68V162H67ZM76 163H77V162H76ZM78 163H79V162H78ZM104 163H105V162H104ZM107 163H108V162H107ZM111 163H112V162H111ZM170 163H171V162H170ZM36 164H37V163H36ZM49 164H51V163H49ZM71 164H70V165H71ZM108 164H109V163H108ZM120 164H121V163H120ZM135 164H136V163H135ZM171 164H172V163H171ZM171 164H170V165H171ZM38 165H39V164H38ZM52 165H53V164H52ZM55 165H56V164H55ZM55 165H54V166H55ZM58 165H59V164H58ZM72 165L74 166V163H73ZM76 165H77V164H76ZM76 165H75V166H76ZM130 165H131V164H130ZM56 166H57V165H56ZM68 166H69V164H68ZM73 166H70V167L72 168ZM136 166H137V165H136ZM28 167H29V166H28ZM63 167H64V166H63ZM66 167H67V164H66ZM76 167H77V166H76ZM78 167H79V166H78ZM52 168H53V167H52ZM60 168H62V167H60ZM137 168H138V167H137ZM147 168H148V167H147ZM46 169H47V168H46ZM50 169H51V168H50ZM64 169H65V167H64ZM77 169H78V168H77ZM98 169H100V168H98ZM104 169H105V168H104ZM129 169H130V167H129ZM55 170H56V169H55ZM79 170H80V169H79ZM99 171H101V170H99ZM99 171H98V172H99ZM32 172H33V171H32ZM56 172H57V171H56ZM62 172H63V170H62ZM34 173H35V172H34ZM58 173H59V172H58ZM63 173H64V172H63ZM76 173H77V172H76ZM44 174H45V173H44ZM78 174H79V173H78ZM99 174H100V173H99ZM52 175H53V174H51V176H52ZM60 175H62V174H60ZM64 175H66V173H65ZM74 175H75V174H74ZM43 176H44V175H43ZM100 176H101V175H100ZM40 177H41V176H40ZM58 178H59V177H58ZM67 178H68V177H67ZM69 178H70V177H69ZM72 178H73V177H72ZM97 178H98V177H97ZM70 179H71V178H70ZM54 180H55V179H54ZM43 181H44V180H43ZM70 183H71V182H70ZM77 183H78V182H77ZM80 184H81V183H80ZM73 185H74V184H73ZM12 188H13V187H12ZM67 188H68V187H67ZM67 188H65V191H66ZM67 190H68V189H67ZM69 190H70V189H69ZM65 191H64V192H65ZM10 193H11V192H10ZM13 193H14V192H13ZM55 193H56V192H55ZM68 195H69V194H68ZM68 195H67V196H68ZM73 196H74V195H73ZM68 197H69V196H68ZM29 198H30V197H29ZM63 198H64V196H63ZM66 198H67V197H66ZM67 199H69V198H67ZM21 201H22V200H21ZM68 201H69V200H68ZM73 201H74V200H73ZM76 202H77V201H76ZM35 203H36V202H35ZM35 203H34V204H35ZM55 203H56V202H55ZM65 203H66V202H65ZM71 203H72V202H71ZM77 203H78V202H77ZM80 203H81V202H80ZM15 204H16V203H15ZM22 204H23V203H22ZM29 204H30V203H29ZM74 204H75V203H74ZM17 205H18V206H17V207H18V208H17L18 210H17L16 208L13 209V210H15V211H14L15 213H16V210H17V212H20L21 209H23V210L25 209V208H21V209H19V207H20L19 205H21V204H18V203H17ZM25 205H26V204L24 203L23 207H25ZM56 205H57V204H56ZM67 205H68V204H67ZM76 205H77V204H76ZM8 206H9V205H8ZM21 206H22V205H21ZM27 206H28V205H27ZM29 206H30V205H29ZM29 206H28V207H29ZM31 206H32V205H31ZM69 206L71 207V204H70ZM101 206H102V205H101ZM111 206H112V205H111ZM14 207H15V205H14ZM28 207H26V209H27ZM37 207H38V205H37ZM51 207H52V206H51ZM51 207H50V208H51ZM70 207H69V209H70ZM72 207H73V206H72ZM72 207H71V209H72ZM31 208H32V207H31ZM31 208H30V209H31ZM47 208H49V207H47ZM73 208H74V207H73ZM28 209H29V208H28ZM28 209H27V210H28ZM44 209H45V208H44ZM51 209H52V208H51ZM69 209H68V211H69ZM71 209H70V210H71ZM76 209H77V208H76ZM86 209H87V208H86ZM117 209H118V208H117ZM33 210H34V209H33ZM33 210H31V211H33ZM118 210H119V209H118ZM29 211H30V210H29ZM31 211H30V212H31ZM39 211H40V210H39ZM39 211L37 210V212H39ZM42 211H43V210H42ZM24 212H25V210L23 211V213H24ZM46 212H47V211H46ZM52 212H53V210H52ZM55 212H56V211H55ZM72 212H74V211H72ZM79 212H80V209H79ZM15 213H9V214H12V215L14 214L13 216H14V218H15L16 220L13 219V220H14L13 222H16V225L13 224V223H11L12 221H10V223H9L8 220H7V223H9V224H11V225L13 224L12 226L14 227V226H17V224H20L22 221H25V220L27 221V219L23 220V216H24V215L22 216V219H19V220H18V219H17V218H18L17 214H19V213H16V216H15ZM21 213H22V211H21ZM23 213H22V214H23ZM25 213H26V212H25ZM25 213H24V214H25ZM41 213H42V212H41ZM44 213H45V212H44ZM44 213H43V214H44ZM68 213H69V212H68ZM74 213H75V212H74ZM3 214H4V213H3ZM29 214H31V213H29ZM29 214H28V215H29ZM32 214H33V213H32ZM36 214H38V213H36ZM43 214H42V216H44L46 213H45L44 215H43ZM60 214H61V213H60ZM60 214H59V215H60ZM63 214H64V212H63ZM66 214H67V213H66ZM66 214H65L64 216H66ZM51 215H52V214H51ZM59 215H56L57 218H58ZM68 215H69V214H68ZM71 215H72V214H71ZM90 215H91V214H89V216H90ZM9 216H10V215H9ZM9 216H8V217L6 216L7 219L9 218ZM20 216H21V214H20ZM20 216H19V217H20ZM29 216H31V215H29ZM37 216L39 217V214H38ZM54 216H55V215H54ZM54 216H53V217H54ZM56 216H55V217H56ZM60 216H63V215H60ZM72 216H73V215H72ZM72 216H71V217H72ZM74 216H75V215H74ZM10 217H12V216H10ZM24 217H26V216H24ZM35 217H36V216H35ZM44 217H45L44 219H45L47 222H48V220H49V221L51 220V223H48V224L52 227V228H51L52 230H50L49 234L51 233V234H50V237L53 235L51 238L49 237L50 240L47 239L48 242H51V244L49 243V245H47V244L45 245L46 247L49 246V247H48V250L46 251V254L48 255V256H47L48 258H47L45 255H43V252H42V251L46 248L45 246H42V248H44V247H45V248H44L43 250H42V248L40 249L39 252H41V253H39V255H38V253H37V255L34 254V253H32V250H31V249H32L33 247H32V248L29 247L31 251H30V252H29V251H27V252L25 251V252H26L27 254H29V253L32 254V255L30 254V255L32 256V257H30V260L33 259L34 257H35V259H33V260L30 261L29 258L26 257V258L29 260V262H30V263H29V262H28V263H29V264H40V263L43 264V262H40V263H39L40 258H41L40 256L43 255V256H45V258H47V259H49V260L51 259L53 263L55 262V264H70L69 261H67V260H70V262H71V260L73 259V257H72V259H71V258H70V259H69V258L67 259V258L65 257V255H64V257L66 258V261H65V258L63 257V254H60V253H58V252H59V251H61V252H64V251H65V254L68 255V254L71 253V252H70V251H67V250H69V249H70V250H71V249H72V250H75V249L72 248V247H73V245H74L73 242H75L77 236H76L75 240H74V239L70 240L71 238H70V236L68 237V235H71V237L74 238L73 234H74V233H75V234L78 233L79 228H78V230H76L77 228L75 229L77 232L72 231V230L74 229V228H72L71 231L74 232V233H71V231L68 232V231L70 230V228H71V227H69L70 225H69V226H68V225H67V226L65 225V227H67V229H68V227H69L68 231L65 230L66 228L63 229V228L60 226V227L64 230V232H61L62 230H61V228L59 227V225H61V224L63 223V220H61L62 223H61V221H60L61 224H60L58 221H57L58 223L56 224V222H55L56 220H55V219H54L55 221L53 220V221L55 222V223H54V222L52 221V218H53V217L50 216L49 214H46ZM71 217H70V218H71ZM27 218H28V216H27ZM61 218H63V217H61ZM64 218H65V217H64ZM76 218H78V217H76ZM82 218H83V215H82ZM29 219H30V218H29ZM29 219H28V220H29ZM39 219H40V218H39ZM59 219H60V218H59ZM88 219H89V218H87V220H88ZM9 220H12V219H9ZM30 220H31V219H30ZM33 220H34V218H33ZM36 220H37V219H36ZM41 220H43V219L41 218L40 221H41ZM65 220H68V217H67V219H65ZM65 220H64V221H65ZM74 220H77V219H74ZM78 220H79V219H78ZM84 220H85V219H84ZM31 221H32V220H31ZM37 221H38V220H37ZM37 221H35V222H37ZM40 221H38V222H40ZM43 221H44V220H43ZM43 221H42V222H43ZM70 221H73V220H70V219H69V222H70ZM80 221H81V218H80L79 222H80ZM29 222H30V221H29ZM38 222H37V223H38ZM44 222H45V221H44ZM47 222H46V224H47ZM66 222H68V221H66ZM79 222H77V223H79ZM84 222H85V221H84ZM75 223H76V222H75ZM80 223H81V222H80ZM85 223H86V222H85ZM22 224H23V223H22ZM40 224H42V223H40ZM44 224H45V223H44ZM48 224H47V227H49ZM64 224H65V222H64ZM66 224H67V223H66ZM69 224H70V223H69ZM81 224H83V222H82ZM86 224H87V223H86ZM26 225H29V224L26 223ZM26 225L23 224V226H25L24 228H28V227H29V226L27 227ZM33 225L35 226V223L32 224V226H33ZM76 225H77V224H76ZM6 226H8V225H6ZM38 226H40V225H38ZM62 226H63V225H62ZM72 226H73V225H72ZM81 226H82V225H81ZM86 226H87V225H86ZM10 227H11V226H10ZM45 227H46V226H45ZM58 227L60 228L61 231L58 229ZM30 228H32V227H30ZM37 228H39V227H37ZM46 229H47V228H46ZM49 229H50V228H49ZM15 230H16V229H15ZM40 230H42V229H40ZM40 230H38V231H40ZM43 230H44V229H43ZM43 230H42V231H43ZM7 231H8V230H7ZM25 231H26V229H25ZM38 231H37V232H38ZM66 231H67V232H66ZM28 232H29V233H26L24 236H23V234H22V232H21L22 235H21V234H20V235H21L22 237H21L19 234H17V235H19V237H21V238H24V237H25L26 239L29 238V242H31V239H32V242H33L35 238L32 237V235L30 234V233H31L30 231H28ZM60 232H61V233H60ZM18 233H20V231H19ZM33 233H34V232H33ZM35 233H36V232H35ZM35 233L33 234L34 236H35ZM39 233H40V232H39ZM70 233H71V234H70ZM85 233H86V231H85ZM94 233H95V232H94ZM9 234H10V233H9ZM46 234H48V233H46ZM49 234H48V235H49ZM75 234H74V235H75ZM12 236H13V235H12ZM120 236H121V235H120ZM10 237H11V235H10ZM35 237H36V236H35ZM13 238H14V237H13ZM16 238H17V236H16ZM36 238H37V237H36ZM39 238H41V237H39ZM69 238H70V239H69ZM98 238H100V237H98ZM14 239H15V238H14ZM14 239H13V240H14ZM26 239H25V240H26ZM44 239H45V238H44ZM78 239H80V238L78 237ZM102 239H103V238H102ZM104 239H105V238H104ZM104 239H103V240H104ZM114 239H115V238H114ZM15 240H16V239H15ZM37 240H38V239H37ZM41 240H42V238H41ZM73 240H74V241H73ZM83 240H84V239H83ZM88 240H89V239H88ZM88 240H87V243H88ZM94 240H95V238H94ZM35 241H36V240H35ZM39 241H40V240H39ZM39 241H38V242H39ZM42 241H43V240H42ZM69 241H72L73 244H72L71 242H69ZM80 241H81V240H80ZM104 241H105V240H104ZM104 241H103V242H104ZM15 242H17V245H18V244L21 245L20 242L18 243V240L15 241ZM22 242H24V241H22ZM40 242H41V241H40ZM94 242H95V241H94ZM105 242H106V241H105ZM6 243H7V242H6ZM9 243H10V241H9ZM42 243H43V242H42ZM75 243H76L75 245H76V246L78 245L80 248H81L82 246H84L82 243H81L82 246L79 245L78 242H75ZM95 243H96V242H95ZM106 243H107V242H106ZM120 243H121V242H120ZM10 244L13 245V243H10ZM10 244H9V245H10ZM23 244H24V243H23ZM23 244L21 245L22 247H23ZM97 244H98V243H97ZM102 244H104V243H102ZM33 245H34V244H33ZM37 245H38V244H37ZM39 245H42V244H39ZM86 245L89 246V245L86 244V242H85V246H86ZM98 245H100V244H98ZM76 246H75V247H76ZM85 246H84V247H85ZM92 246H93V245H92ZM94 246H97V245H94ZM94 246H93V248H94ZM100 246H101V245H100ZM104 246H105V245H103L102 248H104ZM13 247L15 248V245H14ZM19 247H20V246H18V248H19ZM22 247H21V248H22ZM24 247H25V246H24ZM36 247H37V246H36ZM69 247H70V248H69ZM79 247L76 248V250L79 249V250L81 251V254L79 253L78 250H77V251H78V253H79L80 255H79V254L77 255L76 252H75V253H76V254H75L74 251L71 250V251H72L71 255H73V253H74L75 255H73V256H79V258H82V259L80 260L79 264H90V262H89L90 259H89L88 257L91 258V256H94V255L91 254V253H92V250H91V252H90V251H89V247H88V248L85 247L87 250L84 249V247H82L83 249H80ZM97 247H98V246H97ZM109 247H110V246H109ZM160 247H161V246H160ZM21 248H20V250L23 249V248H22V249H21ZM29 248H27V249L29 250ZM37 248H38V247H37ZM39 248H40V246H39ZM110 248H111V247H110ZM161 248H162V247H161ZM24 249H25V248H24ZM27 249H26V250H27ZM46 249H47V248H46ZM99 249H101V248L99 247ZM107 249H109V248H107ZM20 250H19V251H20ZM41 250H42V251H41ZM62 250H63V251H62ZM101 250H102V249H101ZM110 250H111V249H110ZM163 250H164V249H163ZM165 250H166V249H165ZM22 251H23V250H22ZM95 251H96V250H95ZM97 251H100V250H97ZM106 251H107V250H106ZM108 251H109V250H108ZM8 252H9V251H8ZM25 252L23 251L22 254H25ZM33 252H34V249H33ZM67 252H68V254H67ZM93 252H94V250H93ZM104 252H105V250H104ZM104 252L102 251L103 254L106 253V252H105V253H104ZM130 252H131V251H130ZM130 252H129V253H130ZM14 253H15V252H14ZM17 253H18V252H17ZM17 253H15L16 255L14 254V256H15V257H14V256H13V252H12V257H13V258L11 257V259H12V260L15 259V262L17 261V262H16L17 264H18V262L22 263L23 261L26 263V260H27V259L23 260V259L25 258V256H24V258H23V256H22L21 254H17ZM57 253H58V254H57ZM89 253L91 254V256L89 255ZM97 253H98V252H97ZM97 253H96L95 255H97ZM109 253H110V252H107L106 254H109ZM98 254H99V253H98ZM7 255H8V254H7ZM17 255H18V256H17ZM30 255H29V256H30ZM69 255H70V254H69ZM69 255H68V257H70ZM100 255H101V254H100ZM128 255H129V254H128ZM132 255H133V254H132ZM132 255H131V256H132ZM5 256H6V255H5ZM27 256H28V255H27ZM38 256H39V257H38ZM43 256H42V257H43ZM101 256H102V255H101ZM116 256H117V254H116ZM0 257H1V256H0ZM3 257H4V256H3ZM6 257H7V256H6ZM18 257H20L21 259H18ZM104 257L107 258L108 255H107V257L104 255ZM109 257H110V255H109ZM134 257H135V256H134ZM45 258H44V259H45ZM53 258H54V259H53ZM79 258H78V259L75 258V259H76V260L74 259L75 262H76L77 260L79 261ZM101 258H102V257H101ZM130 258H131V257H130ZM2 259H3V258H2ZM7 259H8V257H7ZM87 259H89V260H88L87 262H85ZM110 259H111V258H110ZM135 259H136V258H135ZM164 259H165V258H164ZM12 260H11V261H12ZM20 260H23V261H20ZM41 260H42V258H41ZM49 260H48V261H49ZM74 260H72V262H74ZM103 260H104V259H103ZM112 260H113V259H112ZM112 260H111V261H112ZM116 260H117V259H116ZM132 260L134 261L133 258H132ZM8 261H9V259H8ZM106 261H107V259L104 261V262H105L104 264H106ZM118 261H119V260H118ZM135 261H136V260H135ZM0 262H1V260H0ZM12 262H13V261H12ZM46 262H47V260H46ZM49 262H51V261H49ZM91 262H92V261H91ZM97 262L99 263V261H97ZM100 262H101V261H100ZM102 262H103V261H102ZM108 262H109V264H112V263H110L109 260H108ZM114 262H115V261H114ZM126 262H127V261H126ZM131 262H132V261H131ZM20 263H19V264H20ZM25 263H24V264H25ZM77 263H78V262H77ZM77 263H75V264H77ZM128 263H129V261H128ZM136 263H137V262H136ZM6 264H8V263L6 262ZM26 264H27V263H26ZM49 264H50V263H49ZM71 264H72V263H71ZM73 264H74V263H73ZM91 264H92V263H91ZM113 264H114V263H113ZM125 264H126V263H125ZM132 264H135V262L132 263Z\"/></svg>","mask_w":264,"mask_h":264},{"label":"crops","instance_id":"0c3cea01","mask_svg":"<svg viewBox=\"0 0 264 264\" xmlns=\"http://www.w3.org/2000/svg\"><path fill=\"white\" fill-rule=\"evenodd\" d=\"M208 220L214 224V228L221 231L225 228L224 223L207 215ZM210 216V217H209ZM232 234L248 235L249 238H253V252L256 258L259 260V264H264V225L260 222L243 221L238 226L231 229Z\"/></svg>","mask_w":264,"mask_h":264}]
</instances>
